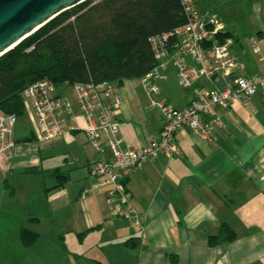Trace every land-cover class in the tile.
Segmentation results:
<instances>
[{
	"label": "crops",
	"instance_id": "0c3cea01",
	"mask_svg": "<svg viewBox=\"0 0 264 264\" xmlns=\"http://www.w3.org/2000/svg\"><path fill=\"white\" fill-rule=\"evenodd\" d=\"M246 1L249 2L246 15L226 3L220 4L225 17L235 16L233 22L213 13L220 20L219 32L232 33L227 42L242 66L217 74L214 84L200 79L196 85L225 88L240 76L264 74V1ZM162 73L160 97L174 107H187L194 87L179 84L172 58ZM112 85L123 97L115 112L121 124L119 136L123 147L140 148L160 132L164 122L162 111L151 106L150 95L139 79L112 82ZM57 91L72 103L64 116L66 131L54 139H39L27 114L29 127L20 134H17L18 124L15 129L17 146L12 160L8 164L0 163L8 173L5 187L11 190V198L26 187V181L35 182L23 206L28 209L29 217L16 228L22 262L264 264V94L261 91L248 104L236 100L229 107L216 108L209 116L213 130L208 137L190 130L178 132L176 153L147 161L123 180L135 220L111 214L107 196L111 185L90 174L101 157L112 156L109 132L102 130L96 140H91L72 86L64 84ZM31 133L37 139L20 140ZM31 167L37 170L27 172ZM56 168L69 175L59 187L60 179L53 175ZM226 224L234 230L235 238L218 239L211 244V236H218ZM23 227L40 234L30 247H25L20 239ZM130 237H137L133 248L125 245ZM14 260L20 259L14 257Z\"/></svg>",
	"mask_w": 264,
	"mask_h": 264
},
{
	"label": "built area",
	"instance_id": "2783aa9c",
	"mask_svg": "<svg viewBox=\"0 0 264 264\" xmlns=\"http://www.w3.org/2000/svg\"><path fill=\"white\" fill-rule=\"evenodd\" d=\"M187 21L177 27L173 34L177 46L168 50L169 34H159L150 38L159 64L139 80L150 95L152 107L159 108L163 115V126L157 135L137 149H126L119 136L121 124L115 112L123 103L122 95L111 82L83 83L71 85L77 106L86 119L85 131L91 140H96L102 130L110 134V158L101 157L91 168L93 177L101 178L103 184L111 185L107 191L110 212L127 220H135L130 195L123 180L140 170L149 161L165 154L178 151L176 135L190 130L200 136L208 137L213 130L209 117L218 107H229L234 101L248 104L260 91L264 94V74L240 76L225 88L200 87L197 82L207 79L214 84V77L226 73L242 64L233 55L229 42L214 41L219 31L220 20L214 14H201L197 0H182ZM172 58L179 84L194 87L190 104L184 108L174 107L160 97L162 69ZM27 114L31 117L35 133L39 139H54L66 131L65 113L71 110V101L58 93L55 84L44 77L29 85L24 91ZM18 117L7 113L0 107V163L8 164L15 153V125ZM137 226H140L139 222Z\"/></svg>",
	"mask_w": 264,
	"mask_h": 264
},
{
	"label": "trees",
	"instance_id": "16d2710c",
	"mask_svg": "<svg viewBox=\"0 0 264 264\" xmlns=\"http://www.w3.org/2000/svg\"><path fill=\"white\" fill-rule=\"evenodd\" d=\"M186 21L182 0H86L0 57V107L18 119L26 116L24 91L44 77L57 88L76 82L140 79L160 62L150 38L169 34L167 47L172 51L177 46L173 33ZM231 36L229 31H218L214 41L225 43ZM33 139H37L35 133L20 140ZM36 170L31 167L27 172ZM53 175L60 179L58 187L69 179L61 168H56ZM39 237L30 228L20 230L25 247ZM234 238V230L226 224L218 236H211L210 243ZM136 244L137 237L125 241L128 248Z\"/></svg>",
	"mask_w": 264,
	"mask_h": 264
},
{
	"label": "rangeland",
	"instance_id": "374dc122",
	"mask_svg": "<svg viewBox=\"0 0 264 264\" xmlns=\"http://www.w3.org/2000/svg\"><path fill=\"white\" fill-rule=\"evenodd\" d=\"M225 3L226 6L231 9L234 7V9L239 12V14H247L246 5L249 2L246 0H197L198 10L201 14L205 15L216 13L222 19L225 18V21L233 22L235 20V16L228 15L225 17V10L220 7V4L222 5ZM17 124L19 125L17 134L23 133L24 128L26 126L29 127L28 116L18 119L15 129ZM45 160H49V158H46ZM7 176V171L3 166L0 165V264H30L28 260L27 262H22L16 228L21 226V223L24 222L27 217H29V214L26 211L28 209L23 206L26 201H28L31 191L35 188V182L31 180V182L28 183L26 181L24 184L26 187L23 190L20 189L18 195L15 198H11L9 196L11 190L5 187ZM44 224H46V221H44ZM14 257H17V259H20L21 261H15Z\"/></svg>",
	"mask_w": 264,
	"mask_h": 264
},
{
	"label": "water",
	"instance_id": "95a60500",
	"mask_svg": "<svg viewBox=\"0 0 264 264\" xmlns=\"http://www.w3.org/2000/svg\"><path fill=\"white\" fill-rule=\"evenodd\" d=\"M86 0H0V57L56 16Z\"/></svg>",
	"mask_w": 264,
	"mask_h": 264
}]
</instances>
